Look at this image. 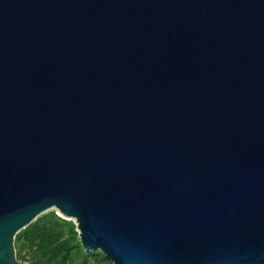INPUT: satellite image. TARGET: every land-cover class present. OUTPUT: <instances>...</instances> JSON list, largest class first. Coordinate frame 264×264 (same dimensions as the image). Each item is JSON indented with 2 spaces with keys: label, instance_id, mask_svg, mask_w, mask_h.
<instances>
[{
  "label": "water",
  "instance_id": "obj_1",
  "mask_svg": "<svg viewBox=\"0 0 264 264\" xmlns=\"http://www.w3.org/2000/svg\"><path fill=\"white\" fill-rule=\"evenodd\" d=\"M51 207L114 264H264V0H0V264Z\"/></svg>",
  "mask_w": 264,
  "mask_h": 264
},
{
  "label": "rangeland",
  "instance_id": "obj_2",
  "mask_svg": "<svg viewBox=\"0 0 264 264\" xmlns=\"http://www.w3.org/2000/svg\"><path fill=\"white\" fill-rule=\"evenodd\" d=\"M52 213H55L59 217L60 222L65 224L64 226H61L64 236L58 246V249L60 250L57 252V255L52 259L47 257L38 258L35 256L36 254L33 253V248L29 241L25 239H21L20 241L17 240L18 236L23 235V232L28 228V225L16 234L15 249L16 257L19 261L24 264H114L111 259H105L106 255L100 249L86 250L82 245L80 231L76 220L64 216L57 208L51 207L43 211L32 223L49 216ZM28 248L30 251H28ZM66 256L68 257L65 261L66 263H64V257Z\"/></svg>",
  "mask_w": 264,
  "mask_h": 264
},
{
  "label": "trees",
  "instance_id": "obj_3",
  "mask_svg": "<svg viewBox=\"0 0 264 264\" xmlns=\"http://www.w3.org/2000/svg\"><path fill=\"white\" fill-rule=\"evenodd\" d=\"M64 225L60 222L59 217L52 213L30 224L23 232V235L18 236L17 240L25 239L29 241L36 257L52 259L60 250L58 246L64 236L61 226ZM28 251H30L29 248ZM67 257H64V263H66ZM105 259L110 260L108 256H105Z\"/></svg>",
  "mask_w": 264,
  "mask_h": 264
}]
</instances>
